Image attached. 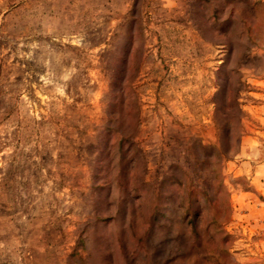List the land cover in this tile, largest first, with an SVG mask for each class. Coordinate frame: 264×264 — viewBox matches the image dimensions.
Returning a JSON list of instances; mask_svg holds the SVG:
<instances>
[{
    "label": "rangeland",
    "instance_id": "rangeland-1",
    "mask_svg": "<svg viewBox=\"0 0 264 264\" xmlns=\"http://www.w3.org/2000/svg\"><path fill=\"white\" fill-rule=\"evenodd\" d=\"M0 264H264V0H0Z\"/></svg>",
    "mask_w": 264,
    "mask_h": 264
}]
</instances>
